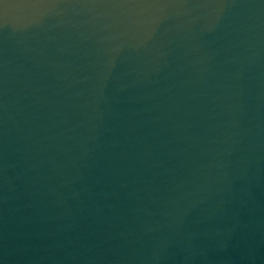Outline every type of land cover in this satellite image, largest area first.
Here are the masks:
<instances>
[{
  "label": "water",
  "instance_id": "obj_1",
  "mask_svg": "<svg viewBox=\"0 0 264 264\" xmlns=\"http://www.w3.org/2000/svg\"><path fill=\"white\" fill-rule=\"evenodd\" d=\"M0 264H264V0H0Z\"/></svg>",
  "mask_w": 264,
  "mask_h": 264
}]
</instances>
